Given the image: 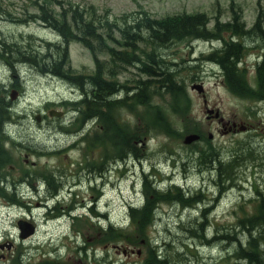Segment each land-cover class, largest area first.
<instances>
[{"label": "rangeland", "instance_id": "obj_1", "mask_svg": "<svg viewBox=\"0 0 264 264\" xmlns=\"http://www.w3.org/2000/svg\"><path fill=\"white\" fill-rule=\"evenodd\" d=\"M43 1L0 0V46L4 40H13L19 44H23L24 40L34 46H41L43 41H65L53 26L41 18L29 16V13L35 12L38 4ZM70 2L93 5L97 11L107 10L113 15L142 10L139 7H144L143 9L151 15L158 17L181 11H204L211 17L209 27L213 25L215 18L221 21L231 19L232 12L235 11L239 13L238 16L247 28L253 24L259 12L264 28V0H70ZM231 3L234 8L230 10ZM46 8L56 20H59L58 15L65 9L55 3L49 4ZM63 19L70 22L69 19ZM109 30L117 34L116 30ZM144 34L143 32L142 35ZM256 38L255 34L242 38V42L249 47L242 59L244 67L242 73L252 86H257L254 65L262 47ZM136 44L109 46V50L96 54V58L103 64L104 77L116 79L118 84L129 87L128 90L135 86L137 80L148 75L140 70L136 63H119L116 73L112 72L115 70V58L119 52H126L133 57L139 56L142 49L150 50L149 46ZM219 44L218 40L182 39L171 42L169 46H163L159 51L161 58L169 64L170 71H175L176 78L183 87V98L175 99L171 93L160 89L151 93L148 103L135 104L131 111L121 106L118 112H111L108 115L113 130L103 135V143L93 142V138L101 135V129L105 128L104 121H99L94 116V119H83L82 108L78 109L72 101L78 99V94H82L85 87L87 88V80L84 82V88H81L79 84L74 85L70 81L68 83L53 77L50 73L40 72L28 63L16 64L17 61H12L13 64L10 65L0 54V98L10 112L8 119L4 115L0 120V137L15 141V145L10 146L12 149L9 153L13 161L10 159L11 162L0 169L1 173L6 171L10 175L3 183L0 180V187L3 184L7 191L12 190L9 184L11 180L19 178V165L23 171L30 169L51 174L48 176L54 180L53 183L61 186L53 202L55 200L59 205L70 203L73 197L77 202L81 199L87 201V207H82V211L78 210L81 212V219L73 224L63 219L58 221L59 233L66 234L73 229V225L78 231L83 230L87 236V246L98 251V258L104 257L106 264L136 262L142 264L145 254L146 258L152 261L154 258L152 259L150 255L151 248L163 254L162 261L169 264H218L216 260L222 261L227 255L229 257L220 264H241L234 263V258L230 255V250L234 248L232 242L226 239L218 243L200 242L199 238L190 232L194 225L191 218L198 216L199 208H212L207 228V234L211 237L216 230H226V227L236 222L238 214L234 213V208H247L252 212L258 207L257 200L250 194L253 190L258 192L257 195L264 194V97L259 100L256 94L248 98L239 96L224 84V75L218 66L214 65L216 63L214 55L209 54L211 49L215 48L213 46ZM67 45L72 68L83 71L85 78L90 76L89 73L96 66L93 53L74 38L69 40ZM195 83L203 86V92L191 89V85ZM122 88V91L121 89L116 91L120 95L126 92V89ZM245 89L248 87L245 86ZM251 106L255 108L254 114L251 112ZM44 109L48 110V113L51 109H56L63 112V115L48 114L46 118L42 112ZM206 111H209L210 115ZM157 119H163L162 125L170 132L154 129L153 122ZM231 119L243 125L251 120L257 125L259 132L252 136L238 130L234 133L228 132L235 126ZM117 121L136 131L139 130L140 124H144L146 134L143 143L136 147L137 156L132 153L120 155L115 149H111L112 142L108 141V137L113 131L120 132ZM80 125L79 131H74V128ZM221 129L227 133H222ZM210 132L212 138L208 136ZM189 133L201 134L200 141L184 143L183 139ZM30 146L38 151L31 152ZM53 147L56 148L54 149L56 152L44 154ZM20 149L23 152L29 151V158L18 157ZM215 151L225 158L236 153L240 157L235 179L230 184L225 182L224 188L217 185L214 166L212 162H208L209 154H214ZM101 156L105 157V162L100 168L97 166ZM77 171L80 173L71 175ZM144 173L148 175V179L151 174L155 175L149 179L151 181L149 186L155 190H150L144 183ZM168 175L169 179L166 178ZM57 179L60 180L57 182ZM79 182L86 187L79 189L74 186ZM171 185L178 186L179 191L171 189ZM254 186L258 190H255ZM15 190L16 193H12L10 197L12 201L19 202L18 197H22L23 193L21 188ZM72 190H75L77 196L70 193ZM3 191L0 189V202H8L9 199L2 194ZM178 193L183 197L180 198ZM46 196L49 194L46 193ZM186 196L191 197L190 200L186 201ZM37 200L36 198L34 201ZM143 200L147 201V206L143 204ZM197 200L201 201L196 204ZM135 205L140 208L151 206L157 208L155 221L145 228L148 232L147 240L140 238L136 233V226L125 218L127 208H134ZM1 208L3 207L0 206V216L4 214ZM62 209L56 208L55 214L67 215L68 209H64L63 212ZM21 213H11L12 224H15ZM24 213L29 214L26 210ZM31 213L36 217L37 212L34 209ZM95 215L102 217H94ZM98 218L102 226L96 222ZM122 219L124 226L120 225ZM37 220L41 221L40 223L44 221L41 217H37ZM108 220H111L112 224L115 221L119 222L118 230L104 229L110 225ZM0 230L2 231L0 264L17 263L21 252L30 254L25 257H28L27 261L32 262L31 264H54L50 258L42 257L40 251L35 248L36 244L19 243L17 229L11 227L9 218L0 217ZM125 235L129 238L126 239ZM241 236L244 237V233ZM4 239H15L16 249L10 250ZM62 240L70 242L68 239ZM125 247L133 248L135 251L140 249V252L125 256L122 250ZM44 250L41 248V251ZM66 256L70 258L57 264H97L98 261L96 258L88 259L89 255L85 250L69 251L66 248Z\"/></svg>", "mask_w": 264, "mask_h": 264}, {"label": "trees", "instance_id": "obj_2", "mask_svg": "<svg viewBox=\"0 0 264 264\" xmlns=\"http://www.w3.org/2000/svg\"><path fill=\"white\" fill-rule=\"evenodd\" d=\"M63 1L65 0H44L38 4L35 12L29 13V16L41 18L42 21L53 26L65 38L64 42L43 41L41 46H34L24 40L23 44L13 40H4L1 42L0 54L7 59V63L10 65L13 64L12 61L28 63L40 72H47L52 76L64 78L73 84H79L81 88H84V82L87 80L84 95L78 102L73 104L82 108L83 119H93L95 117L99 121H104L105 128H98L101 129L102 133L99 137L94 136L93 142H104L103 135L113 130L108 115L111 112H118V108L121 106L131 111L134 109L135 104L148 103L151 93L160 89L168 91L175 99L183 98L181 82L176 78L175 71H170L169 64L161 58L159 52L163 46H169L171 42L174 43L178 40L193 38L220 39L222 47L213 55L216 64L224 75V84L231 91L245 97L254 94L258 95L257 98L259 99L264 97V28H262L260 16L257 17L250 28H246L245 23L238 16L239 13L233 11L230 21L224 23L217 21L214 28L209 29L207 26L208 17L202 12H183L164 17H154L146 10H138L133 13L111 17L108 11L99 12L93 5H87L85 8L71 2L64 5ZM51 3L65 8L58 15L59 18L57 19L59 20L54 19L51 13L47 11L46 6ZM233 8V3H231L230 10ZM84 15L86 17H83ZM63 18L69 19L70 22L68 23ZM109 29L116 30L117 34L111 33ZM143 32L145 33L144 36L142 35ZM225 34L227 35L225 36ZM251 34L257 36L256 39L259 40V46H262L263 51L261 60L255 66L256 89L251 88L243 76L242 69L237 68V61L246 49L242 38ZM72 38L81 41L95 56V71L88 76L89 78H85L84 74H75L69 66L67 42ZM136 43H140L141 46L145 47L149 46L150 50L145 51L142 49L139 56L134 55L133 57H130L126 52H119L115 58V70L112 72L116 73L117 64L119 63H136L139 69L148 75L146 78L137 80L135 86L128 90L129 87L118 84L116 79H111L108 76L104 77L103 64L96 58V54L97 52L109 50V46H135ZM143 52L144 54H142ZM121 86L126 89V92L118 95L116 91L118 89L122 91ZM245 86L248 89H245ZM128 91H130V95H128ZM2 100L0 98V120L4 115L7 119L10 116L9 109L2 104ZM140 120L142 119L140 118ZM162 122L163 119L154 121V129H163L170 132L165 125H162ZM116 124L120 128V132L115 133L113 131V134L108 137V141L112 142V149H115L120 155L132 152L133 155L137 156L136 150L138 148L136 147L143 143L146 134L144 124L139 125L138 131L128 128L119 121ZM4 160L9 161L6 158L2 161ZM239 160V154L228 158L221 156L216 151L214 154H209L208 162H212L215 178L218 183H221L222 188H224L223 184L225 182L231 183L235 179ZM143 179L150 190H155L149 186L151 181L148 179L147 174H143ZM170 188L179 191V188L175 185H171ZM179 197L182 198L183 195L179 194ZM190 198L187 196L185 200L188 201ZM147 200L148 202H146L149 203L148 197ZM256 200L258 207L254 208L252 212L247 208H234V213L238 214L236 222L226 227V230H216L211 237L207 234V228L209 227L208 217L212 208H199L198 216L191 218L194 225H192L190 232L194 237L199 238L200 242L218 243L222 239L232 242L234 248L230 250V255L234 258V263L264 264V195H257ZM146 202L144 205L147 206ZM156 211L157 208H153V206L127 208L129 222L136 226V233L140 238L146 239L148 237L145 228H148L155 221ZM242 233H244V237L241 236ZM124 237L129 238L126 235ZM154 250L150 249L151 258H154L152 263L163 264L162 259L158 258V256L163 257V254H158L157 250ZM228 257L229 255L225 256L222 261L216 260V263H223ZM147 261L148 259L145 263L149 264ZM164 262L169 264L167 261Z\"/></svg>", "mask_w": 264, "mask_h": 264}, {"label": "flooded vegetation", "instance_id": "obj_3", "mask_svg": "<svg viewBox=\"0 0 264 264\" xmlns=\"http://www.w3.org/2000/svg\"><path fill=\"white\" fill-rule=\"evenodd\" d=\"M233 122V125H235V122ZM228 123V122H223ZM232 129H234V126H232ZM48 152H54V148H51ZM49 173H40V172H22L20 174L19 180L26 183V186L23 188L25 190L26 200L19 203L20 208L19 210H28L30 212V209H34L37 214L32 215L34 218L33 221H29L30 227H28L26 230L21 231L20 225L25 220L23 218L16 219L15 225L17 226L18 231V237L20 240H23L24 238L28 237L32 232H35L34 235L29 236V238H37L41 242L45 241H54L58 239H71L72 236H76L75 240L79 242L83 247L87 246V236L84 235V231H72L68 232L67 234H60L59 233V225L58 221L60 219H63L67 221L69 224L75 223L76 220L81 219L80 214L77 216H72L71 212H69L65 217H60L61 214H55L54 210L56 208H82L84 206L87 207L86 202L84 199H81L80 201H74L70 203H61L60 205L55 202H53V199H56V196L58 195L60 191V185H55L53 183V179L48 176ZM60 179H57V182ZM41 183V184H39ZM79 189H83V187H86L83 185L82 182H79V185L77 186ZM46 193L49 194V196H46ZM46 196V197H45ZM43 197V198H42ZM38 199L37 201H31V199ZM13 205V204H12ZM29 216V215H28ZM37 217H41L44 221L40 223L41 221L37 220ZM80 217V218H79ZM68 224V225H69ZM41 225L43 228H41ZM48 225H50L48 227ZM26 235L27 233H29ZM25 234L26 236H24ZM72 235V236H71ZM6 243L9 245V249L15 248V245L11 241H6ZM69 256H66V259ZM70 258V257H69ZM80 259V258H79Z\"/></svg>", "mask_w": 264, "mask_h": 264}, {"label": "water", "instance_id": "obj_4", "mask_svg": "<svg viewBox=\"0 0 264 264\" xmlns=\"http://www.w3.org/2000/svg\"><path fill=\"white\" fill-rule=\"evenodd\" d=\"M191 87H192V88H196L198 91H202V87H201V85H192ZM209 113H210V112H209ZM53 114L60 115L61 112H53ZM211 136H212V135L209 134V137H211ZM198 137H199L198 134H194V133H192V134H188V135H186V136L184 137V142H185V143H190V142H192L193 140L198 139Z\"/></svg>", "mask_w": 264, "mask_h": 264}, {"label": "bare ground", "instance_id": "obj_5", "mask_svg": "<svg viewBox=\"0 0 264 264\" xmlns=\"http://www.w3.org/2000/svg\"><path fill=\"white\" fill-rule=\"evenodd\" d=\"M69 66L72 68V66L70 65V62H69ZM69 114V113H68ZM90 119H92V118H90ZM94 119V118H93ZM70 122V121H69ZM18 125V124H17ZM12 126V125H11ZM13 127V126H12ZM112 149V148H111ZM44 154H47V153H44ZM45 173H47V172H45ZM49 175H51V174H49ZM95 183L97 184V182H96V179H95ZM92 185V184H91ZM156 207H157V205H156ZM13 214V213H12ZM171 227V226H170ZM169 227V228H170ZM77 229V228H76ZM106 235V234H105ZM97 240V239H96ZM256 240V239H255ZM237 243V242H236ZM231 247V246H230ZM263 253V252H262Z\"/></svg>", "mask_w": 264, "mask_h": 264}]
</instances>
